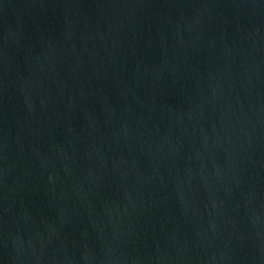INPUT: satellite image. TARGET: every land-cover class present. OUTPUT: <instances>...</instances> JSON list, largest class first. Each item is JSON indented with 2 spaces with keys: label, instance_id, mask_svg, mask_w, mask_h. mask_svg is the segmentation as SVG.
<instances>
[{
  "label": "water",
  "instance_id": "water-1",
  "mask_svg": "<svg viewBox=\"0 0 264 264\" xmlns=\"http://www.w3.org/2000/svg\"><path fill=\"white\" fill-rule=\"evenodd\" d=\"M0 264H264V0H0Z\"/></svg>",
  "mask_w": 264,
  "mask_h": 264
}]
</instances>
